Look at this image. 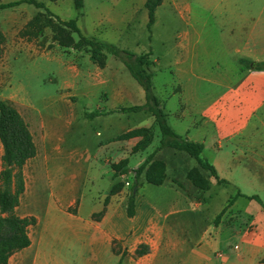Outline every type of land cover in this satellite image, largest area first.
Wrapping results in <instances>:
<instances>
[{"label":"crops","instance_id":"1","mask_svg":"<svg viewBox=\"0 0 264 264\" xmlns=\"http://www.w3.org/2000/svg\"><path fill=\"white\" fill-rule=\"evenodd\" d=\"M216 1L206 0V8L213 16L223 15L225 34L217 40V51H211L212 46L205 44L207 40L190 31L181 33L174 45L173 95L179 98V105L172 108L176 127H171L180 136L204 146L202 159L214 166L219 178L234 191L228 199L234 201L232 207L223 213L221 206L211 223L206 211L219 194L209 190L200 193L188 179L192 169L200 168L198 162L183 151L169 147L158 150L162 136L151 115L135 117V113L120 112L122 108L137 106L133 104L136 99L138 105L146 103L145 92L142 102L143 93L122 62L108 55L102 69L85 51L68 49L73 58L66 61L62 52L48 50L46 63L59 68L62 91L71 90L90 108L95 105V110L85 112V119L97 124L92 128L96 137L93 142L87 136L89 126L82 131L87 139L84 148L64 151L54 145L53 137L63 129V143L72 119L68 125L59 119L46 122L47 141L53 147L47 167L51 161L57 163L53 172L48 168L47 183L50 187L62 181L58 167L62 159L80 174L86 172L89 181L106 182L107 186L98 191L94 206L88 210L84 207L86 195L69 198L60 193L57 197L54 192L45 207L38 193L32 195L28 200L30 210L18 213L37 219V225L29 229L31 245L13 254L9 264H82L88 260L85 249L100 264H264V207L250 199L258 196L264 203V69L257 68L264 63V0ZM31 19L20 27L19 33ZM10 47L8 56L3 53L0 57V74L11 61L22 64L39 55L34 41L25 38L18 37ZM60 102L61 97L56 100L57 105ZM161 104L166 111V103ZM57 112L66 117L58 108ZM167 114L169 122L170 113ZM139 129H149L153 139L148 147L136 151L143 137L124 136ZM150 156L153 158L147 169L154 163L164 166L166 178L158 187L168 185L176 195L148 200L137 193L135 215L130 217V197L125 189L115 193L113 190ZM123 162L127 163L128 174L116 173L112 166ZM107 168L111 171L107 172ZM201 172L213 189L217 180L209 172ZM42 182L39 181L43 185ZM143 183H147L144 176L140 185ZM239 192L243 196H238ZM205 194L208 197L203 204ZM242 200L258 206H243ZM74 205V212L66 210ZM22 206L21 200L18 212ZM196 217L203 224L198 232L192 227ZM241 219L248 221L242 223ZM62 240L66 249L79 252L72 256L62 254L58 250ZM140 248L146 252L136 256Z\"/></svg>","mask_w":264,"mask_h":264},{"label":"rangeland","instance_id":"2","mask_svg":"<svg viewBox=\"0 0 264 264\" xmlns=\"http://www.w3.org/2000/svg\"><path fill=\"white\" fill-rule=\"evenodd\" d=\"M15 1L20 0H0V4ZM37 1L45 3L49 10L61 20H76L86 37L116 45L137 55L152 53L150 59L154 61L152 67L154 91L158 98L166 103V111L170 113L169 124L173 127H176V120L172 115V108L179 105V98L173 95L176 89L173 66L174 45L178 36L185 31L197 33L202 36L204 41L209 40L205 44H210L212 46L211 51L216 52L215 47L219 43L217 40L225 34V27L222 25L223 15L217 13L213 16L210 10L208 11L206 8V0H165L156 12V22L151 31L147 27L149 21L148 11L142 4L143 0H84V8L81 11L76 9L74 0ZM216 2H221V0ZM40 11L28 4H22L13 9L0 10V35L4 39L2 44L4 55L7 54L8 56L12 48L10 46L20 37V27ZM74 37L78 39V36ZM31 41H34L36 50L39 52L37 59L22 64L11 61L7 64V67H3L0 74V100L10 101L21 112L31 128L38 146L37 157L29 161L24 170L26 193L22 199L23 206L18 213L22 215L30 210L28 200L32 195L38 193L45 207L54 192L57 197L60 193L67 195L69 198H79L81 195H86L87 199L84 207L88 210L94 206L93 201L97 198L98 191L100 189L105 190L107 183L89 181L85 175L86 172L80 174L75 171L74 165H70L67 161L64 162L61 159L60 162L58 161V167L61 171L60 179L62 181L49 187L47 183L48 168L53 172L57 163L51 161L47 167L48 159L52 156L53 147L47 141L46 122L48 123L50 119H59L65 125H68L70 119H72L69 128L65 132V141L61 143L63 137V129H61L53 137L54 145H60L64 151L81 150L87 140L82 135L84 128L90 126L91 129L87 132L88 139L92 142L96 139L92 128H95L97 123H92L91 119H85V112L95 110V105L93 108L88 105L87 107L86 102L71 90L62 91L63 76L56 64L46 63L45 57L48 50L62 52L66 61L70 60V57L73 58V56L68 54V49L61 48L54 43L51 29H46L42 37L34 38ZM110 56L114 58L113 55ZM134 81L136 87L143 93V102L144 90L136 80ZM59 97H61V102L60 105H57L56 100ZM44 98L49 100H42ZM31 101H34V103ZM133 104L138 105V99ZM57 108L66 115L67 121H65L66 117L58 115ZM133 115L135 117H150V114L146 113H135ZM2 155L3 147L0 142V171L2 169ZM106 171L110 172L111 168H107ZM75 176L77 177L76 180L74 179ZM134 180H132L131 187L126 186V180L123 181L119 190L125 189L127 196L130 197L134 194ZM39 181H43V185ZM209 191L211 194H219L210 203L208 202L209 206L206 211L210 222L213 223L214 216H216L221 206H224L223 213L232 207L234 202L228 199L234 195V191L229 184H216L213 189L210 187ZM137 193L139 196H145L148 200H154L163 195H169L170 197L176 195V192L168 185L158 187L147 183L140 185ZM200 193L202 192L200 191ZM207 195L203 196L204 200L201 201L203 204L205 200L207 202ZM240 204L243 206L251 205V207L258 206L256 202L251 203L249 200H242ZM66 210L74 212L76 206L68 207ZM99 216L100 214L94 215L93 219L97 220ZM232 220L233 218L230 219V221ZM241 220L243 223V220L247 219ZM202 226L200 218L196 217L192 223L193 231H200ZM35 232L36 228L31 230V234L34 235ZM65 243L62 240L60 246H58V250L62 254L75 255L79 252L78 250L71 252L66 249L64 247ZM62 247L64 250H62ZM85 254L88 260L82 264H100L98 258L90 256V250L85 249Z\"/></svg>","mask_w":264,"mask_h":264},{"label":"trees","instance_id":"3","mask_svg":"<svg viewBox=\"0 0 264 264\" xmlns=\"http://www.w3.org/2000/svg\"><path fill=\"white\" fill-rule=\"evenodd\" d=\"M164 0H146L145 8L148 11V29L151 31L156 22V12L162 6ZM22 4L34 6L41 10L37 12L27 25L20 31V37L28 40L40 38L46 29H51L53 40L58 46L64 49L85 51L91 60L104 69L107 64L108 55L119 59L129 70L132 77L143 88L146 96L144 105H137L120 109L124 113H148L154 117L161 132V142L158 150L169 147L186 152L194 158L200 168H194L188 173V179L200 191H208L211 187L210 181L202 174L205 170L213 176L218 184H228L219 178L214 166L202 159L204 146L180 136L169 124L168 114L162 107L161 101L155 94L153 86L154 73L151 61L152 53L137 55L129 50L121 49L113 44L103 43L95 38L86 37L79 28L76 20L64 21L54 15L45 3L37 0H20L11 3L0 4V10L16 8ZM77 10L84 8V0H74ZM74 36H78L76 39ZM0 57L3 54V36L0 35ZM250 65V61H243ZM258 69H264V63L257 65ZM142 136L143 140L136 146V151L148 147L153 139L149 129H139L125 135L124 138ZM0 142L3 147L2 170L0 171V264H9L11 256L31 245L29 229L37 225L35 217H21L18 208L26 192L25 167L29 161L38 155V148L28 123L21 112L8 100H0ZM146 159L138 169L134 170L136 175L133 191L140 185L142 177L148 184L161 186L166 178L164 166L161 163H154L148 169L151 159ZM127 163L113 165L116 173L128 174ZM120 189L117 185L113 193ZM137 193V192H136ZM136 193L132 194L128 202V215H135ZM238 196H243L240 192ZM264 207V203L258 196L250 197ZM234 202V201H232ZM218 216L216 223L220 220ZM143 248V247H141ZM139 249L136 254L142 256L146 251ZM118 264H123L120 261Z\"/></svg>","mask_w":264,"mask_h":264},{"label":"built area","instance_id":"4","mask_svg":"<svg viewBox=\"0 0 264 264\" xmlns=\"http://www.w3.org/2000/svg\"><path fill=\"white\" fill-rule=\"evenodd\" d=\"M136 175L134 173H131L130 178L125 182L127 187L132 186V180L135 179Z\"/></svg>","mask_w":264,"mask_h":264},{"label":"water","instance_id":"5","mask_svg":"<svg viewBox=\"0 0 264 264\" xmlns=\"http://www.w3.org/2000/svg\"><path fill=\"white\" fill-rule=\"evenodd\" d=\"M137 190H138V187H135V188H134V193H136V192H137Z\"/></svg>","mask_w":264,"mask_h":264}]
</instances>
